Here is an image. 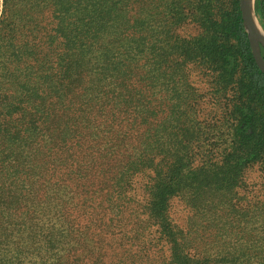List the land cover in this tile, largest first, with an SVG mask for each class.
<instances>
[{
	"label": "trees",
	"instance_id": "obj_1",
	"mask_svg": "<svg viewBox=\"0 0 264 264\" xmlns=\"http://www.w3.org/2000/svg\"><path fill=\"white\" fill-rule=\"evenodd\" d=\"M192 2L0 0V264H264V73L234 7L197 86Z\"/></svg>",
	"mask_w": 264,
	"mask_h": 264
},
{
	"label": "rangeland",
	"instance_id": "obj_2",
	"mask_svg": "<svg viewBox=\"0 0 264 264\" xmlns=\"http://www.w3.org/2000/svg\"><path fill=\"white\" fill-rule=\"evenodd\" d=\"M239 2L240 0H216L214 5L192 2L185 6L181 21L177 22V19L175 21H169L172 23L176 34L193 40L190 49L192 54H190L188 69L191 70L192 77L197 86L205 89L209 88L210 90L219 89L224 85V81L227 80V72H221L220 64L214 60L212 55L221 50L226 42L231 41L230 43H234V36L232 34L226 35L223 26L225 27L232 23L234 13L236 12L234 7H237L242 19ZM253 10L264 32L260 22L256 0H254ZM242 23L249 38L243 19ZM249 42L251 43L250 38ZM257 42L259 53L264 60V44L259 40ZM201 53H206L207 56L204 59H200L199 55ZM211 95L213 96V94ZM208 134L212 141H216V146L214 147L216 154L210 161L212 163L219 162L226 153H229L231 150L233 152V149H236V152L240 147L239 144H233L235 141L233 129L229 128L227 124L221 128L210 129ZM199 161V159L196 160L195 164H198Z\"/></svg>",
	"mask_w": 264,
	"mask_h": 264
},
{
	"label": "bare ground",
	"instance_id": "obj_3",
	"mask_svg": "<svg viewBox=\"0 0 264 264\" xmlns=\"http://www.w3.org/2000/svg\"><path fill=\"white\" fill-rule=\"evenodd\" d=\"M253 4L254 0H247L246 5L243 7L244 16L251 18L245 20V26L251 38L255 37L257 41L259 40L264 44V32L254 15Z\"/></svg>",
	"mask_w": 264,
	"mask_h": 264
},
{
	"label": "water",
	"instance_id": "obj_4",
	"mask_svg": "<svg viewBox=\"0 0 264 264\" xmlns=\"http://www.w3.org/2000/svg\"><path fill=\"white\" fill-rule=\"evenodd\" d=\"M246 3H247V0H240V2H239L240 11H241V14H242V19H243L244 25H245V20L246 19H251V18L245 17L244 13H243V7L246 5ZM245 28H246V26H245ZM246 31H247V29H246ZM248 35H249V33H248ZM249 38H250V41H251L250 44H251V50H252L253 57H254L257 65L261 69V71L264 73V60H263V58L261 57V55L259 53V49L257 47V39L255 37L251 38L250 35H249Z\"/></svg>",
	"mask_w": 264,
	"mask_h": 264
}]
</instances>
